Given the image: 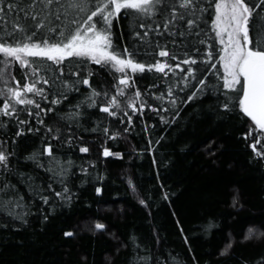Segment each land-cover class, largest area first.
Returning <instances> with one entry per match:
<instances>
[{
	"label": "snow or ice",
	"instance_id": "1",
	"mask_svg": "<svg viewBox=\"0 0 264 264\" xmlns=\"http://www.w3.org/2000/svg\"><path fill=\"white\" fill-rule=\"evenodd\" d=\"M121 20L124 44L116 42L125 37L124 30L117 34ZM149 73L154 79L142 91L138 82ZM206 102L218 121L247 125L241 135L251 139L253 159L264 160V0H0V227L47 221L77 196L75 181L87 182L96 167L79 155L90 152L82 131L115 141L132 133L134 117L147 108L157 119L143 122L142 131L151 130L147 148L135 151L153 152L155 165L163 133L186 108L204 109ZM29 139L39 144L24 154L20 145ZM123 155L102 148L105 158ZM127 183L139 195L131 177ZM102 192L97 185L95 193ZM228 195L232 207L243 208L242 193ZM149 199L140 196L139 203L147 208ZM243 239H264V224L248 225ZM233 240L219 255L230 253ZM159 242L158 235L152 245L130 236L129 264H186L156 248ZM191 260L199 264L194 253ZM243 264H264V253Z\"/></svg>",
	"mask_w": 264,
	"mask_h": 264
},
{
	"label": "trees",
	"instance_id": "2",
	"mask_svg": "<svg viewBox=\"0 0 264 264\" xmlns=\"http://www.w3.org/2000/svg\"><path fill=\"white\" fill-rule=\"evenodd\" d=\"M120 30L125 37L116 42L127 43L124 20L117 34ZM153 79L149 73L139 81L141 90ZM207 103L204 109L186 108L178 123L163 133L161 145L153 150L155 165L153 152L135 151L147 148L151 130L144 133L143 122L151 124L157 119L147 108L140 120L134 117L132 133L115 141L105 142L102 133L82 131L90 152L79 155L85 161H96L87 182L77 179V196L49 212L47 221L31 217L19 228L0 227V264H129L131 245L126 248L124 244L133 234L144 245H152L158 235L160 242L155 247L174 252L186 264H193V253L199 264L254 262L264 253V239L244 240L243 236L248 225L264 224V160L253 159L252 141L241 135L247 125L242 128L240 122L218 121L207 113ZM162 127L156 129L153 140ZM33 143L38 145L39 140H26L20 149L26 154ZM104 146L124 153L123 158L103 157ZM209 147L215 151L210 153ZM20 167L30 170L28 164ZM97 173L102 180L96 179ZM129 177L139 195L129 189ZM97 185L103 187L100 195L95 193ZM237 191L243 196L242 209L232 207L228 195ZM140 196L150 197L147 208L139 203ZM96 222L105 229L95 230ZM209 222L213 227L205 230ZM69 229L75 232L72 238L63 235ZM230 235L234 237L232 249L221 256Z\"/></svg>",
	"mask_w": 264,
	"mask_h": 264
}]
</instances>
